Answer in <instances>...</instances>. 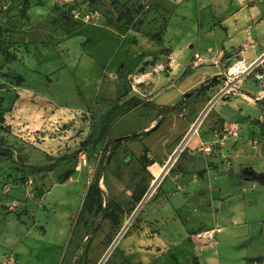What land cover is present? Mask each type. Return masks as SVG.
<instances>
[{"label": "crops", "instance_id": "1", "mask_svg": "<svg viewBox=\"0 0 264 264\" xmlns=\"http://www.w3.org/2000/svg\"><path fill=\"white\" fill-rule=\"evenodd\" d=\"M143 2L168 14L161 42L101 16L96 23L68 29L70 39L59 44L61 48L32 45L28 54L34 67L42 69L43 62H56L66 50L74 77L90 100L99 93L100 69L105 67H122L127 74L132 64L137 71L146 68L141 75L149 82L142 85L138 99L158 106H172L212 80L163 118L144 106L153 115L150 129L162 120L156 131L142 138L155 152L160 149L148 165L152 187L141 205L139 228L117 239L114 252L109 249L101 261L258 264L249 260L264 256V83L248 76L227 86L217 77L240 58L264 70V0ZM69 42L74 51L68 49ZM153 60H165L168 72L149 78ZM151 166L160 169L159 177ZM57 226V240L50 233L44 237L53 243L23 238L19 261L60 264L68 234L63 221Z\"/></svg>", "mask_w": 264, "mask_h": 264}, {"label": "rangeland", "instance_id": "2", "mask_svg": "<svg viewBox=\"0 0 264 264\" xmlns=\"http://www.w3.org/2000/svg\"><path fill=\"white\" fill-rule=\"evenodd\" d=\"M74 10L80 13L78 18ZM92 10L113 21L124 11L134 18L130 27L153 37L160 36L168 24V14L143 0H0L2 47L16 58L8 62L0 57V145L12 152L14 160L0 157V264H23L17 251L23 238L49 242L44 237L50 233L57 240V224L62 221L68 235L60 264H72L100 206L112 213L114 220H99L98 231L80 263L101 264L117 239L127 238L139 228L141 205L152 187L148 165L160 149L155 152L142 138H123L150 129V109L136 103L120 108L97 144L82 150V143L99 137L106 114L115 103L126 96H142L145 88L134 85L133 78L145 74L146 68L137 71V64H132L129 74L100 69L99 93L90 100L74 77L66 50L56 62H43L42 69H36L34 59L28 56L33 46L61 48L70 39L68 29L84 23L82 15ZM68 49H76L73 42ZM162 63L168 68L165 60ZM150 65L149 78L157 74L153 72L156 60ZM9 71L23 75L24 81L18 84L4 77ZM113 73L118 76L113 78ZM111 138L120 142L100 180L105 191L101 205L94 183ZM76 153L75 160L63 161L49 173H35L22 166H46ZM103 264L111 263L106 259ZM184 264L197 263L191 260Z\"/></svg>", "mask_w": 264, "mask_h": 264}, {"label": "trees", "instance_id": "3", "mask_svg": "<svg viewBox=\"0 0 264 264\" xmlns=\"http://www.w3.org/2000/svg\"><path fill=\"white\" fill-rule=\"evenodd\" d=\"M126 19V23L123 24L122 21ZM134 21V18L132 17V15H128L126 12L121 11L118 14H116L115 19H114V23L118 26H126V27H130L131 23ZM133 28V27H131ZM3 36V28L2 26H0V57L4 56L6 57V60L8 62H11L13 60H15L16 58L14 56H12L10 54V52H8L7 50H5L2 47V43H1V39ZM158 42H161V36L158 37H154ZM122 67H119V70ZM4 77L9 78V79H14L17 81L18 84L22 83L24 81V76L16 73V72H6L3 74ZM214 80V78H213ZM212 80H209L208 82L201 84L199 87L194 88L192 90H190L189 92H187L183 99L180 100L179 102H177L176 104L172 105V106H158L154 103L151 102H142L141 100H139L138 98L135 97H131L130 99L124 101L122 104H117L115 103L113 105V107H111V109L107 112L106 114V118H105V123L102 126L101 130H100V134L99 137L96 138L95 140H86L82 143V150L87 149V147L91 146V145H95L99 142L100 138L104 135L105 130L107 125L109 124L112 116L115 114V112L120 109V108H124L127 107L133 103H136L137 105H143V106H147L153 109H156L158 111V115H160L162 118L165 117L167 114L177 111L178 109H180L182 107V105L185 103V101L187 99H190L195 93H199L201 91H203L206 88V85L208 83H210ZM162 124V120H159L157 122V124L147 130V131H142V132H137V133H132L129 135H126L123 139L125 140H137L146 136H149L151 133H153L154 131H156L160 125ZM119 140L118 138H111L110 140L107 141L104 150H103V156L102 159L100 161L99 164V168H98V172H97V176H96V180L94 183V187H95V192L96 195L98 196V199L100 200V203L102 205L103 200L105 201V191L101 188L100 186V180L102 179L103 173L105 172L106 169V165L111 161L115 151L118 149L119 147ZM0 157H5L7 158L9 161L14 162L13 160V156H12V152L1 146L0 145ZM77 157V153L76 154H70V155H64L61 156L59 158H57L54 162L46 165V166H40V167H35L32 165H25L22 164L24 169H28L32 172L35 173H49L54 171L61 162L63 161H68V160H75ZM93 188V186L90 187V190ZM99 212L97 213V216L95 217V219L92 221L91 225H90V231L89 234L86 237L85 242L82 245V252L80 254L77 255L76 260L72 263V264H80V262L83 260V258L85 257V253L88 250L93 235L98 231V226H99V220L101 218H108L110 220H114L113 214L107 212L106 209L102 208V206L99 207ZM252 263H258V264H264V256L263 257H256V258H251L249 260Z\"/></svg>", "mask_w": 264, "mask_h": 264}, {"label": "built area", "instance_id": "4", "mask_svg": "<svg viewBox=\"0 0 264 264\" xmlns=\"http://www.w3.org/2000/svg\"><path fill=\"white\" fill-rule=\"evenodd\" d=\"M73 15L75 18H78L80 13L76 10L73 11ZM100 19V14L97 11H89L82 15L81 21L85 23H96ZM154 73H166L168 72V68L163 63L157 64L153 68ZM116 78L118 75L113 74ZM143 76V75H141ZM141 76H136L133 78V84L134 85H143L149 82L148 78L141 81ZM248 76H254L255 79L260 82L264 83V70H259L258 66L254 63L248 64L244 59H237L235 62H233L231 65L228 66V68L220 74L217 79H222L225 81L227 86H231L232 83L235 80H238L243 77ZM255 145H257V142H255ZM201 234H198V237H200ZM13 264H19V263H13Z\"/></svg>", "mask_w": 264, "mask_h": 264}, {"label": "bare ground", "instance_id": "5", "mask_svg": "<svg viewBox=\"0 0 264 264\" xmlns=\"http://www.w3.org/2000/svg\"><path fill=\"white\" fill-rule=\"evenodd\" d=\"M141 81L142 80H145L146 79V77L145 76H141ZM151 170H152V172L154 173V175L157 177H159V175H160V169L157 167V166H151Z\"/></svg>", "mask_w": 264, "mask_h": 264}, {"label": "water", "instance_id": "6", "mask_svg": "<svg viewBox=\"0 0 264 264\" xmlns=\"http://www.w3.org/2000/svg\"><path fill=\"white\" fill-rule=\"evenodd\" d=\"M118 140H120V139H118ZM115 244H116V243H115ZM115 244L112 246L111 250L115 247ZM104 261H105V260H104ZM104 261H103L101 264H103Z\"/></svg>", "mask_w": 264, "mask_h": 264}]
</instances>
